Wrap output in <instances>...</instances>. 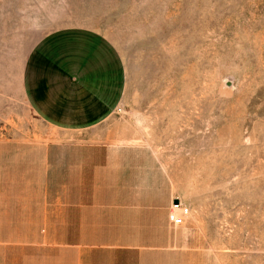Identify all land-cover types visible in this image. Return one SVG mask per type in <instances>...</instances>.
<instances>
[{
  "label": "rangeland",
  "instance_id": "obj_1",
  "mask_svg": "<svg viewBox=\"0 0 264 264\" xmlns=\"http://www.w3.org/2000/svg\"><path fill=\"white\" fill-rule=\"evenodd\" d=\"M86 29L119 56L113 112L64 129L34 110L38 46ZM6 221L11 254L95 243L101 264H264V0H0Z\"/></svg>",
  "mask_w": 264,
  "mask_h": 264
},
{
  "label": "crops",
  "instance_id": "obj_2",
  "mask_svg": "<svg viewBox=\"0 0 264 264\" xmlns=\"http://www.w3.org/2000/svg\"><path fill=\"white\" fill-rule=\"evenodd\" d=\"M79 35V43L38 46V49H42L41 70H36L32 92L34 110L39 116L46 118L51 125L72 130L100 124L112 114L113 110L105 105L115 93L107 95L103 79L107 73L106 64L113 58L119 59L114 46L101 44L98 33L86 29L80 31ZM46 52L47 56H44ZM9 227V222H1L0 228ZM10 244L9 237H0V264H101V244L95 246V243H88L84 245L87 246L85 248H60L55 245L73 244L50 243L49 252L44 255L39 252L41 247H29L32 252L27 253L24 245L18 246V252L11 254ZM32 244L41 243L33 241ZM165 251L163 257L169 255L170 258L171 252ZM187 251L189 255L197 250ZM149 254L148 250L144 253L146 256ZM194 262L188 259L181 264Z\"/></svg>",
  "mask_w": 264,
  "mask_h": 264
},
{
  "label": "built area",
  "instance_id": "obj_3",
  "mask_svg": "<svg viewBox=\"0 0 264 264\" xmlns=\"http://www.w3.org/2000/svg\"><path fill=\"white\" fill-rule=\"evenodd\" d=\"M188 214L189 209L178 200V202L170 204L167 219L172 226H179Z\"/></svg>",
  "mask_w": 264,
  "mask_h": 264
},
{
  "label": "water",
  "instance_id": "obj_4",
  "mask_svg": "<svg viewBox=\"0 0 264 264\" xmlns=\"http://www.w3.org/2000/svg\"><path fill=\"white\" fill-rule=\"evenodd\" d=\"M173 202H175V203H176V202H178V199H177V198H175V199L173 200Z\"/></svg>",
  "mask_w": 264,
  "mask_h": 264
}]
</instances>
